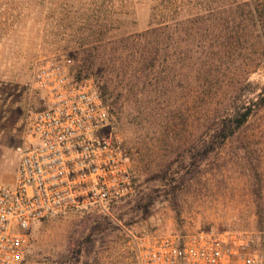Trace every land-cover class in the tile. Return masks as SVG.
Returning <instances> with one entry per match:
<instances>
[{
	"label": "rangeland",
	"instance_id": "rangeland-1",
	"mask_svg": "<svg viewBox=\"0 0 264 264\" xmlns=\"http://www.w3.org/2000/svg\"><path fill=\"white\" fill-rule=\"evenodd\" d=\"M87 49L92 77L102 71L119 96L113 133L136 193L104 215L35 223L23 264H137L133 237L147 231L249 232L264 250V0H0V183L17 173L26 119L43 107L39 62L66 58L76 72ZM247 106L248 122L192 165L211 126L235 124ZM176 160L165 182L152 179ZM153 191L146 216L138 205Z\"/></svg>",
	"mask_w": 264,
	"mask_h": 264
},
{
	"label": "built area",
	"instance_id": "built-area-1",
	"mask_svg": "<svg viewBox=\"0 0 264 264\" xmlns=\"http://www.w3.org/2000/svg\"><path fill=\"white\" fill-rule=\"evenodd\" d=\"M34 89L43 103L26 119L12 185L0 183V264H23L33 225L50 216L132 198L136 182L113 116L93 77L78 79L66 58L39 62ZM137 264H264L252 234L143 232Z\"/></svg>",
	"mask_w": 264,
	"mask_h": 264
},
{
	"label": "trees",
	"instance_id": "trees-1",
	"mask_svg": "<svg viewBox=\"0 0 264 264\" xmlns=\"http://www.w3.org/2000/svg\"><path fill=\"white\" fill-rule=\"evenodd\" d=\"M149 33L150 32H147L145 35H149ZM84 54L85 56L82 60L81 67L79 68V70L76 71V76L79 80L86 77H92V71L96 67L95 60H91L92 58L91 50L88 49L85 50ZM102 75L103 74L101 71V77H98L95 80L105 100V103L111 115L113 116L112 120H113V125L115 126L118 123V120L119 121L121 120V114L123 113L122 105L120 103L119 96L115 97L114 95H112V93L110 92L112 88L111 84L108 81H105L104 76ZM242 110H244V112L239 113L238 116L233 118L235 119L234 120L235 124L233 121L232 122L230 121L232 120V118H230V116H227L225 119L211 126L215 134L211 140L204 141L202 148L199 151H197L196 154H192V156H190L189 159L192 160V165L197 164V161L198 162L206 161L210 157V155L216 151L218 146L224 144L228 139L233 137L234 134L236 133V130L243 127L248 122L249 118L253 113V108L251 106L250 107L247 106L244 107ZM177 161L178 160L172 161L166 169L154 174L152 179L154 181L165 182L170 174V171L172 170L173 166L177 163ZM155 192L157 191L151 192L150 194L147 195L146 198L142 199L139 202L138 206L146 216L150 214L151 208L156 203L157 196L155 195ZM114 205L116 204H110L109 209L111 208V206ZM98 211L103 215L105 214V212L100 208H98ZM106 218L109 221H111L109 217L106 216ZM96 228L100 229L101 224L97 225Z\"/></svg>",
	"mask_w": 264,
	"mask_h": 264
},
{
	"label": "crops",
	"instance_id": "crops-1",
	"mask_svg": "<svg viewBox=\"0 0 264 264\" xmlns=\"http://www.w3.org/2000/svg\"><path fill=\"white\" fill-rule=\"evenodd\" d=\"M16 174L17 173H14L11 177H5V178H3L2 183L8 184V185L14 184L15 183Z\"/></svg>",
	"mask_w": 264,
	"mask_h": 264
}]
</instances>
